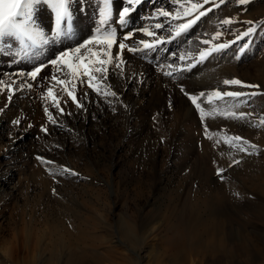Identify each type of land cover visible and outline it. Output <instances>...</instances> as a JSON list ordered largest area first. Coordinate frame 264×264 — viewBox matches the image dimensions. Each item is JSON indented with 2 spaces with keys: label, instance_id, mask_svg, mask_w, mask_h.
Instances as JSON below:
<instances>
[{
  "label": "rangeland",
  "instance_id": "1",
  "mask_svg": "<svg viewBox=\"0 0 264 264\" xmlns=\"http://www.w3.org/2000/svg\"><path fill=\"white\" fill-rule=\"evenodd\" d=\"M236 1L240 3V0H222L218 3L215 1L213 4H217L215 7H210L208 12L199 7L193 11L191 16H184L183 11L174 5L167 6V10L173 13V17L167 18V20L161 23L164 24L162 29H156L146 19H143V23L141 22L139 26H135L130 19L132 14L130 13L128 15L129 18L127 17L126 19L125 17L123 27L115 30L117 34L116 43H114L111 49L118 48L121 42L126 44L124 50L130 55L134 54V60L147 64L151 74H149L150 72L137 74L130 69L128 70L127 66L130 63L128 59L130 58L125 59L126 62L124 60V66L118 64L120 66L118 67L119 71L115 67L116 72L112 73L113 78L123 72V76L116 79V86H104L105 80L100 77L101 74H95L92 80L101 79L97 80L93 88L96 91V97H98H95V100L89 106L86 105L84 100L81 101L80 99L82 88L79 78L74 79L70 75L73 85L71 91H74L77 101L74 102L67 94L69 103L66 106L71 103L76 108L73 111L72 109L63 111L64 114L60 112L52 116L56 120H59L56 123V126H59L58 128H54L49 117L46 118L47 112L44 113L45 115L40 114L41 116L37 115V117L36 115L32 117L33 115L27 113L26 116H23L24 121L20 120L17 125L15 123V126L13 122H15L14 120H18L16 116L10 117L11 119L9 118L11 122L9 119L8 121L0 117V178L3 177L2 173L4 172L10 173L9 185L1 187L0 183V245L5 247L9 244L12 237L17 233L18 226L21 225L25 227L33 225V227L39 230L36 232H39L38 234L43 239H54L57 235L53 233H56L59 228L61 229L64 226L65 228L63 227L60 231L65 232L69 245L68 250L74 255L71 264H204L207 262V259H212L211 256L207 255L191 254L184 259L180 251L175 252L173 249H168L170 244H166V238L169 237V241H171L172 234L166 231V225L173 222L174 216H177L175 214L179 215V212L182 213L183 208L186 211L192 208V204L190 205L189 202L190 199L199 203L203 195L217 193L216 188L222 184V187H225L231 180L246 181L241 172L238 178H233L232 174L237 173L239 169L250 164L260 169V163L264 161V143L260 142L257 137L251 136V134L237 135L243 138L240 142L247 141V143H244L248 147L246 151L235 152L233 150L217 154L204 152L202 150L203 142L212 139L208 130L209 122L208 120L206 121L207 108L205 109L204 103H202L204 102V97H201V100H199L203 101L200 103L198 100V103L201 104V108L204 110L203 115H201V111L195 107L190 99V96L198 95L201 92L205 94L211 93L214 90H219L222 93L229 92L230 89L237 85H225L223 83L224 80H239L243 82V87L254 89L255 93L256 90L258 91V87H246L245 81L250 85L257 86L256 79L260 80V74H258L257 69L259 53L264 48V27L262 26V30L259 33L241 34V26L245 24V19L248 18V13L253 3L251 0H247L246 3H243L244 5L240 3L237 6ZM241 6L242 8H240ZM233 8L238 10L234 11ZM111 9L113 18L110 19L111 22H108L111 25L115 22L114 24L118 23L121 26L120 22L115 19L116 15H114V13L116 14L119 11H115L116 7L113 10L112 3ZM178 10L180 11L181 18L175 19L174 17ZM100 11L97 10L95 12L91 20V23H94H92L91 27L89 26L90 30L88 29V24H82L83 30L76 29V23H73L71 12V23L74 27V34L71 38L62 39V42H56L46 49L37 48L35 51L29 50L26 54L16 55L13 52L15 63L13 62V57L11 58L12 60L5 59L7 58L6 54L9 55L7 51L5 54H0V71H4L5 75H9L12 68H15L13 74H19L24 70L26 72L30 71L34 63L38 64L41 61L47 63L48 60L55 58L61 51L78 46L75 44L73 47H67L69 39L77 38L79 32L82 33V31L86 32V34L91 32V35L89 34L85 37L86 39L84 38L85 40H87L88 36H90L88 40H91L97 34H99L97 37L101 38L102 36L103 38L105 31L110 33L112 28L108 27L106 29L104 26H101ZM145 11L146 7H142L138 11V14ZM199 11H204L205 15L195 20V23L186 32H183L179 36L175 35V26L186 24L189 20H194ZM39 13L37 9L36 20ZM226 19H230L232 22L224 24L223 21ZM170 26L172 28L171 31L169 30ZM92 30L94 32L97 31V34H94ZM238 31L240 33H237ZM124 32L125 35L129 32L134 33L128 39H124ZM217 32L221 33L219 37L215 35ZM138 33L142 34L140 38L135 37V34ZM148 33H152V35ZM160 37L170 42L157 46L155 50H142L143 52L137 51L132 54L128 51L129 48H132L130 46H133V48L143 47L139 43L136 44V42L146 40L149 43L155 44ZM84 39L79 43L85 41ZM204 41H209L210 43L205 44ZM132 42L134 44L130 45ZM224 42L228 43L229 47L219 52L213 51L202 62L207 61L208 66L200 74H204L207 77L210 76L211 78H205L201 82L199 80L200 84L188 83L185 78V73L187 72L185 69H193L199 65V62H196L199 59V57L197 58L199 53L204 49H211L216 44ZM234 43L236 47L233 48L234 51H231ZM86 48H91V54L104 50L99 39L94 44H88ZM167 53H174V56L169 59ZM79 54L81 55L82 53ZM87 54L83 55L85 57L91 55L88 51ZM181 55L185 57L183 61L179 59ZM192 55L193 58L190 59L189 57H192ZM1 56H4V59ZM22 56L26 58L22 59ZM77 56L79 55L74 52L71 53V59L74 62ZM144 57L146 59H143ZM85 62L87 63V61ZM60 68L61 65L59 63L55 66L47 64L37 75L35 81H33L34 86L31 89L37 90L39 99L53 102V100H50L52 97H48L47 91L45 92V86L46 90L49 87L53 88L57 86L56 89L53 88L54 95H56V91H65L63 85L58 83L56 85V82L50 79L54 73L59 79V74H62L64 70L66 74L70 72L66 67L63 68V71L59 72ZM220 70H225L226 74L220 75ZM168 71L172 72L173 75H166L165 73ZM213 76L216 77L214 81ZM99 86H103L102 90ZM86 87L88 88V86ZM108 88L111 90L104 91V89ZM59 92L56 96H59ZM111 92L115 93V95ZM108 93H111L112 97ZM180 95L184 97V100L180 98ZM104 96L106 97L105 100ZM128 97L130 98V105H127L128 101L125 102V99ZM229 98L232 97H211L205 101L210 103ZM110 99L112 101H109ZM7 100L9 101V99ZM107 102L110 103L108 104ZM263 102L264 95L259 92V94L252 96L251 99L246 100L245 105L247 107H254L257 104L259 106L262 105ZM58 103L60 104V102ZM52 104L57 109L56 105ZM78 105H82L83 107L79 106L80 109ZM114 105H119L120 107L116 108ZM188 107L190 108V112L188 111ZM89 110L92 111L90 112ZM68 112L70 115H68ZM104 112L108 117L105 122H101L99 114ZM191 113L194 120L190 116ZM127 115H133L131 120V126L135 129V134L133 135H126L127 126L125 121L127 120ZM43 117H45L44 119H48V121L45 120L46 122H43ZM257 118L259 122L263 120L264 110L261 109L258 112ZM26 123L30 127L33 125L38 126V130L35 134L33 133L20 139L18 141L20 143L17 142L20 144V147L22 146L21 148L16 149L12 153L3 152L15 140V135L23 129ZM189 123L193 124L190 125ZM27 124L25 125L26 129H29L30 127ZM40 127H47V131L45 132ZM190 128H193V130H190ZM78 130L83 131L85 137H80L81 135L77 133ZM172 130L173 133L171 132ZM230 139L232 140V138ZM192 141L197 144L199 150L191 155L186 152L189 143ZM234 142L236 141H229L230 144H234ZM201 143L202 145H200ZM253 145L255 147H252ZM44 146H47L49 149L46 148L45 151H42V147ZM40 153H43V155ZM189 155L191 156L190 158H188ZM38 157H42L43 160L38 159ZM199 160H201V163ZM49 161L51 163H48ZM235 161H239V163H235ZM63 169L71 171L65 172ZM220 169H223V171L221 172ZM72 173L78 175H73ZM1 196L5 198L3 203L1 202ZM198 203L195 204V210L200 205ZM227 205L229 203L225 202L216 210V216L220 220L214 217L222 227L225 224L223 232L225 226L230 224L228 222V214L232 209ZM198 209H200L198 212L202 218H208L207 209L197 207ZM224 209L228 211L224 212ZM241 211L237 209L238 214L243 215L244 213ZM119 218L125 221H128L130 218L140 220L147 224V228L151 230L142 233L134 248L130 242H126L120 237L118 228L116 227V221ZM78 224H85L83 227L85 233L80 234L77 232V229L73 228H79ZM255 224L259 226L263 225L259 221ZM49 231L52 233H49ZM109 237H113L112 240L114 241L112 243L107 241L111 240ZM58 242L60 241L57 239L55 242L50 241L48 243L49 250L55 253L53 261L50 264H59L58 260L62 259V253L67 252L66 250H61V247L58 248L57 246L55 248ZM144 255L146 256L145 259L142 258ZM224 263L226 264V260Z\"/></svg>",
  "mask_w": 264,
  "mask_h": 264
},
{
  "label": "bare ground",
  "instance_id": "2",
  "mask_svg": "<svg viewBox=\"0 0 264 264\" xmlns=\"http://www.w3.org/2000/svg\"><path fill=\"white\" fill-rule=\"evenodd\" d=\"M215 1L218 3V2H221L222 0H208V2H205V0H181L180 3H181V5H183V7H188V8H190V6L192 4L201 5L200 7H202L205 11L208 12L210 7H215V5L217 4V3L215 5L213 4ZM251 1L253 3V6L251 7V9H250V11L248 13V18L245 19V24L243 26H241V29H240L241 34L246 33L249 28L253 29V31L250 34H253V33H256V32L259 33L262 30V26L264 27V25H263L264 24V0H251ZM236 4H238L237 6L240 5V3L237 2V1H236ZM236 4H235V6H236ZM171 5H174L177 8H179V6L171 3V0H141V2L138 5L135 6L134 10H132L130 12V13H132L131 16H130V19H131L132 23L135 24V26H139V24L143 21V19L144 20L146 19V21H148V23L153 25V26H155L157 23L161 24L167 19L159 14L160 8H162L164 11H168L167 10V6H171ZM242 5H244V4H242ZM124 6H126L125 0H112V7H113V10H114V7H116V9H115L116 12L122 10V8ZM142 7H146V11L144 13L141 12L140 14H138V11ZM102 8H103V0H71L70 11L72 12V16H73V21H74L73 23H76V27L75 28L78 29V30L79 29L83 30L82 24H88V29H89V26L91 27L92 23H94V22L91 23V20L93 19L95 12L97 10H101ZM240 8H242V6ZM233 9H234V11L238 10V9H235V8H233ZM38 11L40 12L39 15L37 16V20H38L39 26H41L46 31L53 30L54 29V19H55L53 12L48 7L44 6L43 4H41L39 6ZM181 11H182V9H181ZM114 15H116V14L114 13ZM155 16H157V17H155ZM127 17L128 16H126V19H127ZM248 22H252V23H248ZM108 24H109V27L112 28V30L113 29L117 30L118 28H120V27L122 28L123 27V26H119L118 23L114 24V25L113 24L111 25L108 22ZM144 24H146V23H144ZM98 25H100V24H98ZM101 26H103V25H101ZM139 29H141V28H139ZM240 31H238L237 33H240ZM90 33L86 34V32H84V31H82V33L79 32V35L77 36V38L75 37L74 39H69V41H68L69 44H68L67 47H73V45H75V44H77L79 46V44H80L79 42L82 39H84L85 37H87V35H89ZM95 33L97 34V31L94 32V34ZM105 33H106V31H105ZM97 35H99V34H97ZM97 35H95V36H97ZM116 36H117V34H116ZM123 36H125V32H124ZM141 36H142V34H140V33L135 34L136 38H140ZM89 37L90 36H88V38ZM88 38H87V40H88ZM101 38H102V36H101ZM233 41L236 43L235 40H233ZM134 43H135V41H134ZM134 43L132 42V43H130V45H133ZM138 43L139 42H136V44H138ZM224 43H220V44H224ZM235 43L232 45L231 51H234L233 48L236 47ZM66 45H67V43H66ZM216 45H218V44H216ZM78 46H76V47H78ZM130 47L133 48V46H130ZM51 48H52V46H51ZM138 48H140V47H138ZM170 48H171V46H170ZM89 49H91V48H89ZM110 51H111L113 57H115V59L113 60L112 64H109V65L105 66L106 71H105L104 75L100 76L101 78H103L105 80L104 81V86H106V87L107 86H114V85L116 86V84H115L116 83V79L117 78L119 79L121 76H123V72H121L120 75H118L117 77L113 78L112 77V73L116 70L114 65L119 64V65L122 66L124 60L128 59V58H130V59H128V60H130V63H128V66H127L128 70L130 69L133 72H136L137 74H141V73H144V72L145 73L150 72L149 69H148V65L147 64H144V62L141 63V61L138 62V61L134 60V56H133L134 54H132V52H131L132 55H130V54L127 53L126 50H124L122 52V54H120L119 53V48L111 49ZM81 53L82 54L86 53V55H88L87 51L83 50V49H81ZM2 54H5V53H2ZM75 54L80 55L79 53H75ZM135 56H136V54H135ZM168 56H169V59H170V58H172V56H174V53H170V54H168ZM1 57L4 59V56H1ZM6 57H7V58H5L6 60H8V59L12 60L11 58L13 57V59H14L15 55L13 56V54L12 55H7L6 54ZM198 57L199 56H197V58ZM192 58H193V55H192ZM143 59H146V57H144ZM76 61L77 60H75V62ZM189 61H187V62L189 63ZM125 62H126V60H125ZM191 62H192V60H191ZM207 63H208L207 61L204 62V63H202V62L200 63L199 62V65H197V67H195L193 69H190V70H187V72L185 73L186 74V77H185L186 81L188 83L200 84L199 80L201 82V81H204L205 78H211L210 76L207 77L204 74H202V75L200 74L201 72H203V70H206V68L208 66ZM11 67H13V66H11ZM52 70H54V69H52ZM117 70L119 71L118 67H117ZM185 70H184V72H185ZM257 70H258V74H260V80L256 79L257 86H259L258 87V91L260 93H264V48L259 53L258 69ZM13 71L15 72V68H12V71L9 73V75H5L4 71L3 72L0 71V81H2V83H0V117L4 118L5 120H8L10 117L13 118V116H16V119H18L17 121H20V120H23V116H26L27 113L30 114V115H33L32 117H34L35 115H36V117H37V115L41 116L40 114L45 115L44 114V113H46L45 108L48 109V111L46 113L47 115H45V116H47L46 118L49 117V113H51L52 116L55 113H60L59 110H57L55 107H53L52 103H54V102H51L49 100L39 99V96L37 94V90L36 89L32 90L31 88H27V87H23L22 86L20 88H17L15 91H12V89H13L12 87L16 88V83H20L21 81H25V77L23 75H19L18 73L13 74ZM178 71H179V69H178ZM68 73H70V72H67V74H66L65 70H64V72H62V74H59L60 75L59 79H64V80L68 81L70 83V87L67 88V89H65V87H64L65 91H63V92L60 91L61 93L59 91L55 92L56 95H58V92H59V96H56V95L55 96L58 98V100H59L58 102H60V104H59L60 108L63 107V111H69L70 109H72V111H73L76 108L71 103L66 106V104L69 103L67 92L71 91V89L73 87L72 78L70 76L71 74L68 75ZM149 74H151V72ZM152 74H153V72H152ZM182 74H183V71H182ZM219 74L220 75H225L226 71L225 70H220ZM145 76H146V74H145ZM143 79H144V77H143ZM29 80H31V78H28L26 80V83H31L32 86H34L33 85V80H31L30 82H29ZM82 80L84 81V83H81ZM97 80L99 81L101 79H99V78H97L96 80L94 79V80H92V83L96 84ZM214 80H216V77L213 76V81ZM10 81H15L16 83H12L10 85ZM79 81H80V86L82 88V90L80 92V99H81V101L84 100L86 105L89 106L91 103H93L92 101L95 100V97H96V93L95 92L96 91L93 88H91V87H89L87 85V77H79ZM127 83H128V81H127ZM56 85H57V83H56ZM243 85L244 84L242 82L241 84L236 85L232 89H230L229 92H243V93L247 92L248 93L249 91H251L248 94L255 93L254 89H247V88L243 87ZM245 85H250V84L247 81H245ZM35 86H36V84H35ZM86 86H88V88ZM56 87L54 86L53 88L56 89ZM99 88H101V90H102L103 86L102 87L99 86ZM261 88H262V90H260ZM44 89H45V92H46L47 91L46 90V86H45ZM110 90H111L110 88L104 89V91H110ZM77 91H79V90H77ZM258 91L256 90L257 94H259ZM113 92H114V90H113ZM115 92H116V90H115ZM104 95L106 96V94H104ZM24 96H26V97H24ZM105 96H104V100L106 98ZM147 96H149V95H147ZM111 97H112V94H111ZM120 98H121V96H120ZM180 98L182 100H184L183 99L184 97L181 96ZM207 98L208 97L206 95L204 97V102H202L203 100L200 101L201 98L199 100L200 103L201 102L204 103L205 109L207 108L206 109V117H207L206 121L208 120V122H209V124L207 122L208 128H209L208 130H209V135L212 138V139H210L208 141L207 140L204 141L203 145H202V143L200 144V145L203 146L202 150L204 152L212 153V154H217V153H222V152H230V151H233V150L235 152H240L241 151L240 150L241 146L243 148H245V149L248 148V147H246L244 145V143H242L240 141H236L237 143L234 142V144H230L229 143V141H233L230 138L236 137L239 134H242L241 136H243V134H245V135L251 134V136L257 137L260 142L264 143V124H261V122H259L257 120L258 119L257 118L258 117V112L261 109L264 110V102L260 106H259V104H257L254 107H247L245 105V101L249 99L248 96L232 97V98H229V99H222L220 101L210 102V103L205 101ZM7 99H9V101ZM50 100H52V99H50ZM129 100H130L129 97L125 99V102L128 101L127 105H130ZM76 101H74V102H76ZM109 101H112V100L110 99ZM144 102H145V100H144ZM79 103H80V101H79ZM121 103H122V101H121ZM114 104H115V102H114ZM86 105H85V107H86ZM109 106H111V105H109ZM112 106H113V104H112ZM114 106L117 108L119 105H117V106L114 105ZM78 108H80V107L78 106ZM213 108H215L217 110V113L220 110H223V109H230L231 111H234L237 114L246 113V114H251V115L247 116L246 118H243V119L228 118L226 116H222V115H219V114H211ZM110 109H112V108H110ZM110 109H108V110H110ZM125 109H126V107H125ZM188 111L190 112V108L189 107H188ZM105 112L99 114V120L101 122H105L107 117H108L107 114H105ZM63 114H64V112H63ZM74 114H77V113H74ZM68 115H70V114H68ZM90 115H92V114H90ZM97 115H98V113H97ZM97 115H95V116H97ZM133 115H127L126 116L127 120L125 122H126V126H127V131H128V132L126 131V135L135 134L134 133L135 129H133V127L131 126V123H132L131 120L133 118ZM64 116H63V119H64ZM190 116L193 119V114L192 113L190 114ZM69 117H71V116H69ZM28 118H30V117H28ZM44 118L45 117H43V119ZM135 118H136V116H135ZM255 118H256V120H255ZM63 119H61V120H63ZM45 120L48 121V119H44L43 122ZM54 120L56 122L52 123V124H53L54 128H58L59 126H56V123H58L59 120H56L55 118H54ZM187 120H189V119H187ZM263 120H264V118H263ZM14 121H16V120H14ZM35 121H37V120H35ZM10 122H11V120H10ZM40 122H42V121H40ZM121 122H122V120H121ZM179 122H181V121H179ZM34 123H36V122H34ZM62 123H64V122L62 121ZM189 124L191 125L193 123H189ZM16 125H17V123H16ZM14 126H15V123H14ZM24 126H23V129L21 128L22 130L19 133H17L16 135L14 134L15 137L14 136L13 137L15 138V140L14 141L12 140L13 142H11L9 144V147L6 148V150L3 151V152L12 153L16 149L21 148L22 146L20 147V144H18L20 142H18V141L20 139H23V137L30 136L33 133L35 134V132L38 130V126L36 127L35 125L30 127L27 124V126L30 127L29 129L28 128L26 129V126L24 128ZM50 126H52V125H50ZM20 127H21V125H20ZM206 127H207V125H206ZM17 128H19V127H17ZM40 128H42V127H40ZM179 128H181V127H179ZM42 129H44V128H42ZM190 130H193V128L192 129L190 128ZM171 132L173 133V130ZM204 132H206V131H204ZM77 133L79 135H81L80 137H85V135L83 134V131L78 130ZM181 144H183V143H181ZM23 146H25V145L23 144ZM47 146L46 147L44 146L45 148L42 147L43 148L42 151H45L46 148H48ZM148 148H150V147H148ZM170 149H172V148H170ZM198 150L199 149L197 148V144L193 143V141H192L191 143H189V146L187 148V152L186 153L192 155V154L196 153V151H198ZM43 153L42 154L40 153V154L43 155ZM154 154H155V152H154ZM44 155H45V153H44ZM45 156L48 157V155H45ZM190 157L191 156L189 155L188 158H190ZM174 160H176V159H174ZM180 161H181V159H180ZM199 161L201 163V160H199ZM173 162H175V161H173ZM178 162H179V160H178ZM190 162H192V161H190ZM193 163H194V161H193ZM252 164H255V163H252ZM187 166H188V164H187ZM189 166H190V163H189ZM255 167H257V166L253 167V165H251V164L250 165H245L244 167L239 169L237 171V173L235 172L234 174H232L233 178H238L239 173L241 172L242 176L244 178H246V181H243V180H239V181L231 180L227 184V186H225V187H222V185H223L222 184L221 186H218V188H216L217 193L203 195V198L201 199V201L199 203L198 202H194V201H192V199H190V201H189L190 205L192 204L194 206L191 205L192 208L187 210V211L185 210V208L182 207L183 208V210L181 209L182 213L179 212L180 213L179 215L176 213L175 215H177V216H174V221L166 225V231L169 234L170 233L172 234L171 235L172 236L171 241H169L170 240L169 237L166 238V241H167L166 244H170L168 249L169 248L173 249V251H175V252L180 251V253H181L182 257H184V259H186L189 254H191V255H204V256L207 255V256H211L212 259L211 260L207 259V262L204 263V264H225L224 263L225 260H226V264H243L244 262H245V264H264V161H261L260 166H259L260 169L255 168ZM187 168H190V167H187ZM5 173H7V174H5ZM2 174H3V177L0 178L1 179V181H0L1 187H6L7 185H9L10 173L9 172H4ZM4 200H5V198H3L1 196V202L2 203L4 202ZM225 202L229 203V205H227V206H230L231 207L230 209H232V210H231V212L229 211L230 213L228 212L229 213L228 214L229 215L228 222L230 224H228V226H225V230L223 232V227H224L225 224L222 227L220 225V223L216 220V219L220 220L219 217L217 218V216H216L217 215V211L216 210L220 207V205H223ZM196 203L200 204V205L197 206L198 208L199 207H201V208L204 207L205 209H207L208 218H206V219L202 218L201 215L198 212L200 209L197 210V207H196V210H195V204ZM187 206H189V205H187ZM237 209L242 210L241 212H243L244 214L241 215L239 213L240 214L239 215L238 212H240V211L238 210V212H237ZM226 211H228V210L224 209V212H226ZM218 213H219V210H218ZM221 216H220V218H221ZM214 217H216V219ZM210 218H213L216 221L213 220V219H210ZM170 220H171V218H170ZM258 221L263 223V225L261 224L262 226H259V225L255 224ZM116 222H117V226L116 227L118 228L120 237L123 240H125L126 242H130L134 246V248H135V245L137 244V240L141 237L142 233H144V232H146L148 230H151V229L147 228V224H145L144 222H142L140 220H134L132 218H130L128 221H125L122 218H119V219H117ZM221 224H223V223H221ZM77 226L79 228L73 227L74 229H77V232H79L80 234L85 233V230H83V227L85 226V224H78ZM63 227L64 226H62V228ZM18 228L19 229H18L17 233L12 237V240L10 241L9 244H7L5 247L0 245V264H50V262L53 261V255L55 253L53 251L49 250L48 243L50 241H54L55 242L57 239L60 242H58L55 245V248H57V246H58V248L61 247V250H66L67 251V252H63L62 253V259L58 260L59 264H71V260L73 259L74 255H72V253L68 250L69 249V245H68V241L66 240L65 232L60 231L62 228L61 229L59 228V230H57L56 233H53L54 235H57L56 237H54V239L53 238H50V239L44 238L43 239L38 234L39 232L38 233L36 232V231H39V230L36 229L35 227H33V225H30V226L27 225V227L21 225V226H18ZM49 233H52V232L49 231ZM45 234L48 235V233H46V232H45ZM0 236H1V234H0ZM112 238L113 237L110 238L111 240H107V241H110L112 243L114 241V240H112ZM38 255H40V256H38ZM142 258L145 259L146 256L144 255Z\"/></svg>",
  "mask_w": 264,
  "mask_h": 264
},
{
  "label": "snow or ice",
  "instance_id": "3",
  "mask_svg": "<svg viewBox=\"0 0 264 264\" xmlns=\"http://www.w3.org/2000/svg\"><path fill=\"white\" fill-rule=\"evenodd\" d=\"M141 0H125L126 6L122 8L118 13H116L115 19L120 22V25L123 26L125 24V17L130 14L132 10H134L135 6L138 5ZM208 2V0H205ZM247 0H240V3H246ZM112 0H103V8L100 11L101 17V25H103L106 29L109 27L108 21L113 18V12L111 9ZM171 3L179 6V9H182L184 16H191L194 10H197L200 5L192 4L190 8L183 7L181 5L180 0H171ZM43 4L44 6L48 7L54 14V29L51 31H46L41 26H39L36 20V11L39 6ZM70 4L71 0H0V54L7 53L12 55L13 52L16 55L26 54L29 50L35 51L37 48L46 49L50 45L55 44L56 42H62V39L71 38L74 34V28L71 23V11H70ZM159 14L164 18H171L173 17V13L169 11H164L163 9L159 10ZM205 15L204 11H199L194 20H189L186 24H179L176 25L175 35L179 36L183 32H186L195 20H198L200 16ZM175 19H180V11L178 10L176 13ZM232 21L230 19H226L223 21L224 24H229ZM252 23V22H248ZM164 27L163 24L157 23L155 25L156 29H162ZM169 30L171 31L172 28L170 26ZM253 31L252 28H249L245 35L251 33ZM152 35V33H148ZM133 33L129 32L124 36V39H128ZM216 37H219L221 33L217 32ZM100 40V44L103 46V51H97L94 54L85 57L83 54L77 56L76 60L78 62H74L71 59V53H81V49H85L89 53H91V49H87L86 46L90 43H94L97 40ZM167 42L164 40L163 37H160L155 44L149 43L146 40L139 41V44L142 45V48H129L128 51L135 53L137 51L142 50H155L157 46L163 45ZM114 43H116V32L113 29L110 33L106 31L103 38H99L97 36H93L91 40H85L79 44L78 47L69 48L67 50L61 51L55 58L50 59L47 63L41 61L38 64H34L32 69L28 72L19 73V75H23L25 77V81H21L20 83H16L15 81H10V85L12 83H16V88L20 87H27L31 88V83H26L28 78L35 81L37 75L42 71L47 64H51L53 66L57 65L58 63L61 65L59 71H63V68H67L70 70V74L74 79H78L79 77H87V85L89 87L94 88L95 85L92 84V79L94 78L95 74L99 73L104 75L106 69L105 66L112 64L115 57H113L111 53V48L113 47ZM205 44L210 43L209 41H204ZM229 47L228 43L218 44L212 47L211 49H204L199 53V59L196 62H203L204 59L207 58L208 55H211L213 51L219 52L222 49ZM119 53L122 54L126 45L124 43H119L118 45ZM243 51V49H241ZM26 58L22 56V59ZM67 58V59H66ZM192 59V57H189ZM182 61L185 59L183 55L179 57ZM87 61V63L85 62ZM15 63V59H13ZM114 67H119L118 64L114 65ZM186 70H190L186 69ZM166 75H173L172 72L165 73ZM50 79L60 85H63L65 89L70 87V83L64 79H58V76L54 73ZM2 83V81H0ZM81 83H84L82 80ZM223 83L225 85H232V84H241L242 82L239 80H224ZM9 85V86H10ZM246 87H259L253 85H245ZM16 88H13L12 91H15ZM73 101H76V96L74 95V91H68L67 93ZM115 95V93H112ZM264 94V93H261ZM47 95L52 97L53 102L55 103L57 109L63 113V108H60L59 103L57 102V97L53 94V89L49 87L47 89ZM86 95V94H85ZM187 95V93H186ZM207 95L208 98L211 97H242L248 96L249 99L252 96L257 95V93H243V92H220L219 90H214L211 93L205 94L204 92L199 93L198 95L190 96L192 103L195 105L197 109L201 111V115H203V109L201 108V104L198 103V100L201 97H205ZM10 98V97H9ZM246 102V101H245ZM83 107L82 105H78ZM47 112L48 109L45 108ZM70 114V113H69ZM211 114H219L222 116H226L228 118H238L243 119L251 114L246 113H235L230 109H223L217 113V110L213 108ZM49 119L52 123L56 121L52 117V114L49 113ZM14 123H19V121H15ZM261 124H264V120L261 121ZM45 132L47 128L43 129ZM243 138L241 137H233V141H242ZM243 143H247V141H243ZM252 147H255L253 145ZM241 151H246L245 148L241 146ZM38 159L43 160L42 157H38ZM48 163H51L49 161ZM235 163H239V161H235ZM65 172H70L69 169H63ZM222 172L223 169H220ZM73 175H78L76 173H72Z\"/></svg>",
  "mask_w": 264,
  "mask_h": 264
}]
</instances>
